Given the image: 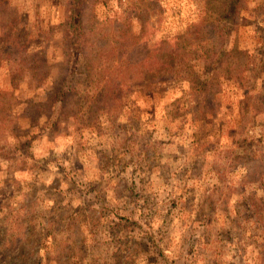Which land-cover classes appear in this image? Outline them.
I'll use <instances>...</instances> for the list:
<instances>
[{"label":"clouds","instance_id":"9594fccd","mask_svg":"<svg viewBox=\"0 0 264 264\" xmlns=\"http://www.w3.org/2000/svg\"><path fill=\"white\" fill-rule=\"evenodd\" d=\"M0 264H264V0H0Z\"/></svg>","mask_w":264,"mask_h":264}]
</instances>
